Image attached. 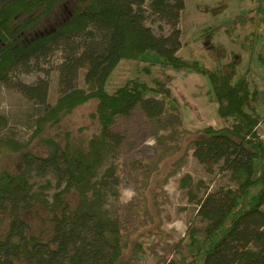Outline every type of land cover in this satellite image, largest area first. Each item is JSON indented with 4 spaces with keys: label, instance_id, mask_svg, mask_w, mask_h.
<instances>
[{
    "label": "trees",
    "instance_id": "obj_1",
    "mask_svg": "<svg viewBox=\"0 0 264 264\" xmlns=\"http://www.w3.org/2000/svg\"><path fill=\"white\" fill-rule=\"evenodd\" d=\"M184 7V0H0V83H12L38 106L33 137L88 100L96 101L91 116L98 124L84 145L68 133L62 143L42 139L45 156L0 139V147L19 153L21 161L17 172L0 170V264H119L122 232L107 202L118 196L116 160L124 137L112 127L136 108L156 122L175 105L169 88L156 79L149 84L131 78L106 91L121 60L139 62L146 73L160 66L206 75L217 115L231 120L226 127L203 128L204 136L192 142L197 162L207 171L227 172L233 186L208 191L198 200L204 226L202 234H190L193 257L187 264H264V140L256 133L259 117L251 107L258 90L244 75L237 76L235 61L208 69L177 56ZM61 11L65 17L58 21ZM147 22L156 23L158 33ZM257 36L255 29L247 32L240 46L264 65ZM56 52L61 61L55 67L59 95L54 104L47 102L48 70L32 84L12 82L15 74L42 71L40 63ZM81 69L86 89L76 86ZM32 173L55 179L50 202L33 191ZM72 193L75 205L67 198ZM35 204L49 213L45 237L31 232L22 215Z\"/></svg>",
    "mask_w": 264,
    "mask_h": 264
},
{
    "label": "rangeland",
    "instance_id": "obj_2",
    "mask_svg": "<svg viewBox=\"0 0 264 264\" xmlns=\"http://www.w3.org/2000/svg\"><path fill=\"white\" fill-rule=\"evenodd\" d=\"M179 28L181 48L177 56L195 61L205 68L235 64L237 76L244 75L251 87L258 90V99L251 104L259 117L257 135L264 140V65L249 56L240 44L247 32H258L257 44L264 53V0H184ZM65 17L61 11L58 21ZM158 33L157 24L147 22ZM49 23L46 24V27ZM235 26L234 28H231ZM232 33L236 39H232ZM61 61L56 52L40 63L42 71L12 76L25 84L49 72L47 102L54 104L59 95L58 73ZM136 61L121 60L108 77L105 89L113 91L125 80L138 78L151 84V79L164 82L175 99L156 122H151L136 108L128 117H118L112 127L124 137L117 156L118 196L108 197L107 207L119 218L122 232L119 264H187L193 257L191 233L202 234L203 221L197 215V203L206 192L233 186L227 172L213 167L207 171L192 155V142L204 135L202 129L229 126L230 119L216 113L217 105L206 75L188 70L150 66L148 73ZM85 70L78 74L76 86L86 89ZM95 100H88L64 116L59 125L46 128L33 137L38 106L20 94L12 83H0V139H12L36 155L45 156L47 148L41 141L56 138L62 143L68 135L77 144H85L97 132L98 124L91 115ZM108 158L104 168L108 166ZM21 169L20 154L0 147V170L11 173ZM33 191L51 201L57 190L56 181L48 174L29 175ZM45 187V188H44ZM72 205L74 193L67 195ZM31 232L44 237L50 233L49 213L40 204L23 212Z\"/></svg>",
    "mask_w": 264,
    "mask_h": 264
}]
</instances>
